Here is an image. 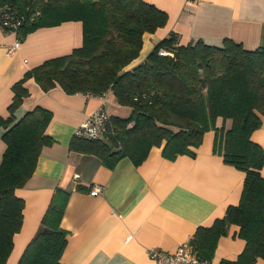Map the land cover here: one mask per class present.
I'll use <instances>...</instances> for the list:
<instances>
[{
    "label": "trees",
    "instance_id": "obj_1",
    "mask_svg": "<svg viewBox=\"0 0 264 264\" xmlns=\"http://www.w3.org/2000/svg\"><path fill=\"white\" fill-rule=\"evenodd\" d=\"M0 10L20 23L19 40L45 26L81 21L83 42L71 52L46 59L12 85L10 115L0 116L6 128V149L0 165V264H6L14 236L23 224L24 199L16 194L33 175L38 157L54 142L46 129L52 112L42 106L15 120L14 111L34 78L43 90L55 86L67 93L111 94L131 109L110 113L107 131L98 138L74 135L70 150L98 156L109 168L123 157L140 165L153 147L175 159L195 156L205 134L215 132L213 150L245 171L238 204L211 226H200L190 243L205 264H211L220 238L231 224L246 244L235 259L219 264H256L264 259V147L252 138L264 114V40L247 49L231 38L221 45L202 39L180 43L170 32L145 59L135 62L145 33L168 22L169 15L146 0H0ZM70 191L57 188L39 232L17 264H64L68 231L62 225Z\"/></svg>",
    "mask_w": 264,
    "mask_h": 264
},
{
    "label": "crops",
    "instance_id": "obj_2",
    "mask_svg": "<svg viewBox=\"0 0 264 264\" xmlns=\"http://www.w3.org/2000/svg\"><path fill=\"white\" fill-rule=\"evenodd\" d=\"M165 10L168 22L153 33H145L135 62L146 58L155 44L174 31L180 43L202 39L221 45L225 38L255 49L264 40V0H146ZM0 25V116L10 115L12 85L45 61L82 45L83 24L67 21L30 32L18 49L8 53L17 40ZM29 94L14 111L15 120L36 106L52 112L46 129L54 142L43 147L33 175L16 194L24 199L23 224L14 236L6 264H17L26 246L41 228L42 218L56 189L70 191L61 225L68 231L62 255L64 264H155L149 249L175 252L191 244L200 226H211L238 204L246 173L213 150L215 132L208 131L195 156L180 154L175 159L153 147L140 165L129 157L114 168L94 154L70 150V142L81 123L101 104L88 93H67L55 86L45 91L34 78L25 83ZM108 110L119 113L125 106L108 94ZM125 115L131 111L129 107ZM262 126L252 138L264 147ZM0 125V165L6 149ZM264 173V169H263ZM100 186L98 194H92ZM240 227L231 224L218 242L211 264L235 259L244 249ZM256 264H264L259 259Z\"/></svg>",
    "mask_w": 264,
    "mask_h": 264
},
{
    "label": "built area",
    "instance_id": "obj_3",
    "mask_svg": "<svg viewBox=\"0 0 264 264\" xmlns=\"http://www.w3.org/2000/svg\"><path fill=\"white\" fill-rule=\"evenodd\" d=\"M19 23V19H13L8 12L0 10V25L6 33H13ZM20 44L21 41L17 39L13 45L8 47V53H14ZM97 97H99L101 104L81 123L75 135L98 138L107 131L110 121V112L107 107L108 94L98 95ZM100 191L101 187L95 186L91 193L98 194ZM149 255L154 259L155 264H205L196 255L191 244L180 245L175 252L152 247L149 249Z\"/></svg>",
    "mask_w": 264,
    "mask_h": 264
},
{
    "label": "rangeland",
    "instance_id": "obj_4",
    "mask_svg": "<svg viewBox=\"0 0 264 264\" xmlns=\"http://www.w3.org/2000/svg\"><path fill=\"white\" fill-rule=\"evenodd\" d=\"M127 111H128V108L124 107V108H122V110H119L118 112L125 115L127 113Z\"/></svg>",
    "mask_w": 264,
    "mask_h": 264
}]
</instances>
